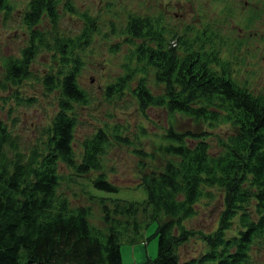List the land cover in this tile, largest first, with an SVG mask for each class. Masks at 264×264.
Wrapping results in <instances>:
<instances>
[{
  "label": "trees",
  "instance_id": "1",
  "mask_svg": "<svg viewBox=\"0 0 264 264\" xmlns=\"http://www.w3.org/2000/svg\"><path fill=\"white\" fill-rule=\"evenodd\" d=\"M59 2L29 0L22 15V23L30 31L28 44L19 57L3 58L0 88L17 87L34 77L46 93L56 90L58 97L45 138L28 147L0 119V264H124L120 243H137L150 223L155 228L143 242L155 238L156 254L138 264H250L251 250L261 246L264 251V93L254 94L233 81L216 52L187 46L179 58L175 47H164L161 32L149 17L128 18L121 30L126 41L155 42L139 43L132 56L138 65L152 67L155 82L164 85L162 93L153 94L141 76L131 91L140 113L164 107L170 113L199 119L209 128L229 125L231 131L217 136L219 149L212 153L207 141L210 132L167 128L159 148L177 160H167L161 169L141 175L139 186L146 192L142 201L120 199L114 194L119 186L106 175L100 158L112 142H131L115 125L108 130L100 125L81 139L79 155L73 148L74 108L87 105L89 99L78 84L81 62L72 51L85 46L90 39L86 30L95 24L83 13L86 26L80 36H62L56 27ZM6 3L0 0V9L8 12L11 7ZM66 8L74 9L67 3ZM42 15L48 17L52 31L36 28ZM113 30L112 26L111 33ZM42 48L54 51L52 57L57 54L62 66L71 62L72 69L44 73L40 79L33 75L29 65ZM213 62L219 64L220 72L211 70ZM130 79L121 75L109 83L105 97L121 96ZM14 92L17 102H32ZM139 129L143 135L145 128ZM132 150L138 156L144 154L136 145ZM70 183L85 184L115 198L109 205L104 202L107 196L83 191L89 201L95 199L102 205L103 226L89 225L90 206L70 201ZM216 198L221 205L216 224L207 232L187 227L199 202ZM192 237L199 239L203 250L182 258L179 248Z\"/></svg>",
  "mask_w": 264,
  "mask_h": 264
},
{
  "label": "rangeland",
  "instance_id": "2",
  "mask_svg": "<svg viewBox=\"0 0 264 264\" xmlns=\"http://www.w3.org/2000/svg\"><path fill=\"white\" fill-rule=\"evenodd\" d=\"M28 2L7 0L6 4L11 9L8 12L0 9V80L4 74L3 58L11 55L19 57L21 48L28 44L30 31L22 23ZM66 3L74 9L68 11ZM57 12L59 18L56 27L62 36H80L86 26L83 13L92 17L95 24L93 29L86 30L90 39L85 46L72 51V55L79 57L81 62L76 75L78 84L89 99L87 105L74 108L77 125L73 131V148L79 155L81 139L100 125H106V129L115 125L121 135L131 142H112L100 158L106 175L119 186L114 194L120 199L142 201L146 192L139 186L141 175L154 168L161 169L167 160H177L159 148L164 144L161 136L167 128L194 134L210 132L207 141L212 153L219 149L217 136L223 137L231 131L229 125L218 124L209 128L199 119L179 112L170 113L164 107H152L140 113L131 91L141 76L145 77L146 86L153 94L162 93L164 85L155 82L152 67L138 65L132 56L131 51L139 43L154 45L155 42L151 39L126 41L127 36L121 30L128 18L137 15L149 17L156 30L161 32L164 47H175L179 58L185 54L184 48L187 46L197 51L216 52L233 81L254 94L264 93V0H60ZM42 16L36 28L52 31L48 17ZM53 52L46 48L38 51L29 65L33 75L40 79L44 73L54 74L58 70L65 73L72 69L71 62L62 66L56 58L57 54L52 57ZM209 67L213 71H221L217 62L210 63ZM121 75L131 76L122 95L105 97V86L117 81ZM15 90L20 98L24 96L32 99V102H17ZM57 97L56 90L46 93L41 81L34 77L25 79L17 87L6 85L4 89L0 88V119L16 135L19 143L28 147L45 138L44 130L56 112ZM140 127L145 128L143 135H140ZM135 145L141 147L143 156H138L132 150ZM142 161L143 167L140 166ZM62 170L67 174V169ZM69 185L70 201L90 206L89 225L103 226L102 205L95 199L89 201L83 191L89 189L96 195L107 196L104 202L109 205L115 198L90 189L85 184ZM204 201L199 202L197 214L189 218L186 225L207 232L216 224L221 205L218 198ZM137 214L142 218L140 212ZM155 225L150 223L137 243H120V257L124 264L142 263L145 259L138 262L141 256L154 257L156 239L143 241ZM259 247V250H251L250 264H264V251ZM202 250L203 244L192 237L180 246L179 255L189 258Z\"/></svg>",
  "mask_w": 264,
  "mask_h": 264
},
{
  "label": "crops",
  "instance_id": "3",
  "mask_svg": "<svg viewBox=\"0 0 264 264\" xmlns=\"http://www.w3.org/2000/svg\"><path fill=\"white\" fill-rule=\"evenodd\" d=\"M138 257H140V256H138ZM144 259H145V256H141V257L138 259V262H142Z\"/></svg>",
  "mask_w": 264,
  "mask_h": 264
},
{
  "label": "flooded vegetation",
  "instance_id": "4",
  "mask_svg": "<svg viewBox=\"0 0 264 264\" xmlns=\"http://www.w3.org/2000/svg\"><path fill=\"white\" fill-rule=\"evenodd\" d=\"M255 8H257V7H255Z\"/></svg>",
  "mask_w": 264,
  "mask_h": 264
}]
</instances>
